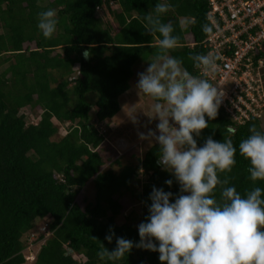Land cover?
<instances>
[{"label":"trees","instance_id":"1","mask_svg":"<svg viewBox=\"0 0 264 264\" xmlns=\"http://www.w3.org/2000/svg\"><path fill=\"white\" fill-rule=\"evenodd\" d=\"M157 3L171 5L160 18L172 23L179 38L167 54L201 77L191 57L204 55L200 42L208 35L201 30L209 24L207 0H0V264H25L22 238L46 217L50 236L32 264H113L98 257L100 243L109 251L115 248V237L138 243L137 228L148 214L152 188L179 194L174 178L157 164L156 143L135 164L117 162L118 172L102 169L105 162L98 147L104 137L88 119L92 106L96 122L111 119L134 68L160 52L159 34H149L144 19ZM48 9L55 10L57 25L45 38L37 21L38 13ZM106 17L111 22L103 21ZM181 17H194L195 23L182 29ZM86 50L87 59L82 55ZM258 54L264 59V46ZM24 108L40 111L37 122L26 120ZM53 120L67 123L58 138ZM205 120L208 127L194 136L197 147L211 137L231 140L237 149L231 171L219 172L218 178L227 179L225 186H234L242 195L255 187L264 189V181L249 179V162L238 149L251 127L264 132L261 118L238 125L217 109L214 119ZM169 179L171 187L165 185ZM88 183L93 199L82 206L77 197ZM139 185L135 198L143 211L135 224L132 212L123 216L121 197L135 195ZM220 191L217 186L213 193L217 200ZM119 217L123 221L117 223ZM109 229L115 233L111 244L104 239ZM158 255L133 247L115 264H160Z\"/></svg>","mask_w":264,"mask_h":264},{"label":"clouds","instance_id":"2","mask_svg":"<svg viewBox=\"0 0 264 264\" xmlns=\"http://www.w3.org/2000/svg\"><path fill=\"white\" fill-rule=\"evenodd\" d=\"M170 8L157 3L144 17L146 31L159 34L160 52L138 73L135 87L155 101L152 118L158 120L156 132L149 130L140 136L158 144L157 164L174 178L179 194L174 197L153 187L148 214L137 228L138 243L115 237V248L109 251L100 243L97 255L115 264L136 247L158 253L160 264H264V189L255 187L242 195L234 186H225L227 179L218 178L219 172H230L236 163L237 149L231 140L218 142L208 137L197 147L194 136L208 127L205 117H216L223 93L167 54L179 40L173 35L172 23L160 18ZM56 15L53 9L38 13L37 28L43 37L50 38L55 32ZM179 23L187 29L195 18L181 17ZM214 26L204 24L201 30L211 34ZM82 55L87 59L90 53L86 50ZM191 59L193 67L204 73L217 67L212 53L195 54ZM227 131L235 133L232 127ZM249 132L239 143V154L249 162V179L264 181V132L254 126ZM172 183V179L165 181L168 187ZM217 186L221 187L219 200L213 195ZM114 236L109 229L104 239L111 244Z\"/></svg>","mask_w":264,"mask_h":264},{"label":"built area","instance_id":"3","mask_svg":"<svg viewBox=\"0 0 264 264\" xmlns=\"http://www.w3.org/2000/svg\"><path fill=\"white\" fill-rule=\"evenodd\" d=\"M207 4L206 20L215 26L200 46L204 55L217 57V67L210 73L198 72L223 93L218 109L234 123L262 118L264 59L258 53L264 46V0H207Z\"/></svg>","mask_w":264,"mask_h":264},{"label":"rangeland","instance_id":"4","mask_svg":"<svg viewBox=\"0 0 264 264\" xmlns=\"http://www.w3.org/2000/svg\"><path fill=\"white\" fill-rule=\"evenodd\" d=\"M98 14L100 16L101 12ZM108 19L106 17L103 21H110ZM147 67L148 63L145 66H141V68H134V75L129 80V88L118 97L119 110L111 119L101 123L96 122L94 120L95 107L92 106L90 108L88 119L104 137L103 143L98 147V152L105 162L102 169H111L114 172H118L120 167L117 162L135 164L137 159L141 158L143 153L155 143L154 140L142 139L140 136L141 133L146 135L149 130L156 132V125L158 123V120L152 118L153 113L151 107L154 103L153 99L139 93L135 87L138 80V73L143 72ZM260 73L264 75V69ZM87 101L91 104L93 103V98L88 96ZM22 111L28 122H37L40 111L31 113L27 108H24ZM53 123L58 127L56 137L58 138L64 135L67 123H58L56 120H53ZM260 126L264 130V115L261 118ZM83 189L77 197V202L82 206L91 201L94 194L91 183H88ZM135 189V195L125 194L121 197V203L124 206L123 216L129 215L132 212L131 218L137 224L140 221L143 205L136 200L135 196L140 192L141 185L138 187L135 186ZM122 221L123 217H119L117 223ZM49 222V217L35 222L33 229L23 236V257H36L40 246L50 236L46 234ZM43 234H45V237L37 240ZM75 258L77 259L78 257ZM25 264H32V262L25 260Z\"/></svg>","mask_w":264,"mask_h":264}]
</instances>
